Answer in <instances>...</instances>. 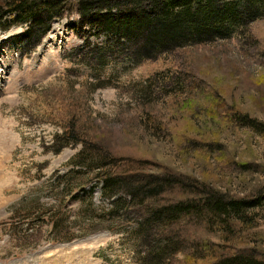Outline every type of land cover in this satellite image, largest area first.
Returning a JSON list of instances; mask_svg holds the SVG:
<instances>
[{
  "label": "rangeland",
  "instance_id": "obj_1",
  "mask_svg": "<svg viewBox=\"0 0 264 264\" xmlns=\"http://www.w3.org/2000/svg\"><path fill=\"white\" fill-rule=\"evenodd\" d=\"M212 2L228 20L148 56L68 11L29 48L25 24L0 21V264L151 263L131 226L79 235L112 207L89 180L107 148L145 171L252 199L233 236L199 235L264 260V0ZM71 125L78 138L55 151ZM74 170L88 178L81 188Z\"/></svg>",
  "mask_w": 264,
  "mask_h": 264
},
{
  "label": "trees",
  "instance_id": "obj_2",
  "mask_svg": "<svg viewBox=\"0 0 264 264\" xmlns=\"http://www.w3.org/2000/svg\"><path fill=\"white\" fill-rule=\"evenodd\" d=\"M216 7L212 0H0V21L7 17L25 24L22 40L29 48L38 44L52 19L68 11L73 19L96 33L114 35L117 41L121 40L120 45L133 39L141 50L137 55L148 56L150 49L177 47L196 34L208 31L206 28L228 20L229 16H219ZM184 30L191 31L187 37H182ZM259 125L264 133V123ZM74 131L73 125L70 130L62 131L67 140H61L55 151L68 139L78 138ZM85 134L87 145L98 143L94 136ZM57 138L58 135L54 140ZM82 145L86 150L85 143ZM104 155L105 158L96 160L97 167L90 172L89 180L101 181L104 195L114 196L110 202L112 207L106 209L107 216L101 214L96 225L79 235L111 227L117 222L124 229L131 226L133 237L139 241L147 239L145 249L151 260L149 264H264L254 249H235L232 245L225 248L226 243L199 235L202 231L209 234L218 230L222 236H233L236 222L248 219L245 211L252 205V199L233 198L169 170L164 173L145 171L122 162L108 148L104 149ZM73 173V185L76 183L81 188L88 178L80 176L79 171ZM88 218L94 217L88 215ZM103 220L110 223L106 225ZM29 223L28 234L34 221ZM59 225L53 218L52 235L57 236ZM74 235L58 236L55 240H67Z\"/></svg>",
  "mask_w": 264,
  "mask_h": 264
}]
</instances>
